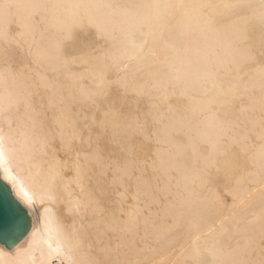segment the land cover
I'll list each match as a JSON object with an SVG mask.
<instances>
[{"label":"snow or ice","instance_id":"obj_1","mask_svg":"<svg viewBox=\"0 0 264 264\" xmlns=\"http://www.w3.org/2000/svg\"><path fill=\"white\" fill-rule=\"evenodd\" d=\"M14 9L28 10L20 18V27L29 35L35 36L39 22L56 31L53 54L56 59L60 57L62 46L76 39L77 31L85 27V22L97 31H105L109 10L119 9L126 20V27L122 29L121 46L110 58L113 64L126 61L123 79H141L144 83L140 87L149 91L153 86L166 90L190 81L201 66L199 48L194 55L191 45L203 43L204 78L210 79L213 87L210 91L205 89L206 98L202 103L209 111L225 109L223 114L215 112L212 129L202 134L211 149L204 157L203 165L193 170L191 182L181 185L177 181L174 194L170 192L171 186L164 189L167 198L160 196L158 185L154 187L142 176L133 177L134 170L130 171L127 165L116 162L112 183L134 178L136 198L139 200L142 197L144 206L129 214L126 220H108L104 187L100 180L96 181L95 187L91 183L95 175L92 164L101 165L103 161L100 133L95 135V149L83 156L71 143L65 149L68 160L52 155L55 138L44 121L33 114L34 93L30 86H20L5 49L4 62L8 67L0 72V160L14 162L19 173L26 174L25 179L37 191H57L60 185L67 187L72 182L80 185L81 200L76 212L82 217L89 214L96 217L101 227L97 236L107 237L109 241L107 247L100 249L105 254V258L101 259L87 232L77 230L74 223L61 227L58 230L60 245L57 251L66 253L67 264H132L108 257L113 251L119 253L125 241L127 247L135 246L139 250L144 238L141 241L135 238L141 227L146 238L149 230H155L158 223L179 220L184 222L189 232L195 233L190 264H264V0H147L124 4L108 0H36L32 3L5 0L0 3V17L3 18L6 40ZM207 10L219 12L228 20V27L235 30L236 38L226 46L224 61L220 60L215 50H209L207 40L191 28L192 21H198ZM178 14L180 22L173 24ZM137 35L142 38L139 42ZM213 56L216 57L215 62ZM222 63L223 74L220 69ZM249 65L256 71L242 74L245 66ZM101 80L103 83V76ZM51 87L55 90V85ZM105 126L102 121L101 129ZM117 127L113 126L114 135L117 134ZM85 131L88 149H93L92 126L85 125L79 134L83 136ZM72 134L77 135L75 131ZM165 134H168L167 126ZM253 136L258 138V143H250ZM233 142L242 146L243 156L229 155ZM212 169L217 173L224 171L230 204L217 199L210 205L200 198L198 188L211 180ZM177 170L163 158L154 169L161 175H170ZM8 178L15 185L16 179ZM86 183L89 185L87 191L84 188ZM24 196L27 194L24 193ZM26 202L33 203L30 198ZM212 215L218 218V229H208L203 233L214 234V243L209 247L207 242L201 245L199 241L201 227ZM113 239L117 241L114 246L111 244ZM168 239V229L153 233V240L158 244ZM225 240L229 242L227 245L222 243ZM207 256L211 259H206ZM0 264H28V261L23 253H17L13 258H0ZM33 264L36 262L33 261ZM61 264H64L63 260ZM135 264L141 262L136 261Z\"/></svg>","mask_w":264,"mask_h":264},{"label":"bare ground","instance_id":"obj_2","mask_svg":"<svg viewBox=\"0 0 264 264\" xmlns=\"http://www.w3.org/2000/svg\"><path fill=\"white\" fill-rule=\"evenodd\" d=\"M3 2L5 0H0V3ZM8 2L32 3L36 0H8ZM108 2L124 4L147 2V0H108ZM185 2H193V0H185ZM210 2H219V0H210ZM27 11V9L13 10L7 29V40L3 36V18L0 17V72L8 67L4 62V53L7 49L9 53L7 59L12 71L17 74L20 86H30L31 92L34 93L32 96L35 109L33 114L44 121L45 127L55 138L51 154L58 159H69L65 151L69 143L74 149L80 150L81 156L87 151L94 150L95 135L100 133L99 143L102 148L103 161L101 165L92 164L91 167L95 175L91 183L95 187L96 181L100 180L104 187V200L108 210L106 218L116 222L121 219L126 220L129 218V214L144 206L143 198L141 197L139 200L136 198V180L134 178L130 179L133 186L131 191L126 189L125 181L127 179L118 180L115 183H112V180L116 175V162L122 166L127 165L130 171L136 170V173L132 172L133 177L142 176V171L132 160L136 153L132 149L131 142L134 135H141L148 139L142 124L136 120L128 123L120 121L113 112L108 113L107 116H101L99 119L89 112L92 98L105 95L110 85L117 86L128 94L145 96L149 101L150 109L147 113L150 121L157 126L152 131V136L149 137L155 148L153 159L149 163L152 179L148 181L154 187L159 186L160 196L167 198L164 189L169 186H171L170 192L174 194L177 191V181H180L181 185L191 182L190 178L194 175L193 170L203 165L204 157L211 151L208 143L202 138V134L212 129L215 112L223 114L225 111L223 108H214L209 111L202 103L206 98L205 89L210 91L213 87V82L204 78L205 44L193 43L191 45L194 55L196 49L199 48L201 66L199 72L194 73L190 81L174 87L170 86L166 90H159L153 86L149 91L148 88L140 87L144 83L141 79L135 81L123 79L126 74V61H118L117 64H113L110 58L121 46L122 29L126 27V20L119 9L109 10L105 31H97L87 22L82 30H78L93 31L105 45L95 52L81 49L76 54L70 55L66 53L68 43H65L62 46L59 59L54 58L53 55L57 42V33L54 29L39 22L33 37L20 27V18ZM180 19L178 14L172 23L176 24L180 22ZM37 20L39 21V18ZM228 23L223 15L213 10H207L198 21L191 23V28L207 40V48L219 53L221 61L225 60L226 46L236 38L235 30L229 28ZM204 29H215V31L202 32L201 30ZM140 39L142 38L137 35V42ZM212 60L215 62L216 57L213 56ZM73 66H80V68L74 69ZM223 68L224 64L222 63L220 65L222 74ZM249 71L255 72L256 70L250 65L245 66L242 74ZM83 79H86L88 84H85ZM52 85H55V90L52 89ZM179 104L183 106L179 107ZM102 121L106 125L103 129L100 127ZM85 125L92 126L93 149H88L86 131L83 136L79 134L84 130ZM114 125L118 126L115 135L113 134ZM165 126L168 127V134H165ZM4 127L6 129L7 126L4 125ZM74 131L77 133L75 136L72 134ZM106 138L109 139L111 145L105 143ZM258 142V138L255 136L250 141L252 144ZM123 151L124 156L121 159L119 153ZM232 154L243 156L242 146L239 143H232L229 155ZM74 157L75 152L72 153V159ZM161 158L169 160L178 170L173 171L170 175H161L154 171ZM6 167L7 171H5ZM35 171L33 169V173ZM213 174L208 183L198 188L200 198L210 205L214 204L217 199L222 200L219 192L213 186L212 182L217 177L216 174ZM25 176L26 174L19 173L14 162L0 160V180L8 187L13 199L25 211L30 220L27 234L15 245L7 250L0 244V258H13L17 253H23L28 264H33V261L36 264H41V262L61 264L62 260L64 264H67L66 253L57 251L60 245L58 230L74 223L77 230L89 234L90 240L97 249V255L104 259L105 254L100 249L107 247L109 241L107 237L97 236V232L101 230L100 225L96 222L97 218L91 214L82 217L76 212L81 200L80 185L72 182L67 184V187L60 185L57 191L48 189L37 191L25 179ZM8 177L16 179L15 185L10 182ZM88 187L89 185L86 183L85 191L88 190ZM24 193L27 196H24ZM57 197H62V199L58 200ZM29 198L33 203L26 202ZM162 229L169 230L170 239L165 243L158 244L153 240V233ZM208 229H218L217 216H210L201 227L199 243L204 245L207 242L210 247L214 243V234H203ZM194 235V232H189L185 228L182 220L158 223L155 230H149L146 238L143 227H141L139 235L135 238L138 241L144 238L139 250L135 246L127 247L125 241L122 242L120 252L113 251L108 258L121 262H132V264H135L136 261H140L141 264H190ZM116 243L115 239L111 241L113 246ZM222 243L227 245L229 242L225 240ZM205 258L210 260L211 256Z\"/></svg>","mask_w":264,"mask_h":264},{"label":"rangeland","instance_id":"obj_3","mask_svg":"<svg viewBox=\"0 0 264 264\" xmlns=\"http://www.w3.org/2000/svg\"><path fill=\"white\" fill-rule=\"evenodd\" d=\"M67 43L66 53L70 55L76 54L81 49L95 52L98 48L105 45L102 43L101 38L93 31H77L76 39ZM73 68L79 69L80 66H73ZM83 82L88 84L86 79H83ZM90 104L89 112L99 119L101 116L104 117L107 116L108 113L113 112L120 121H126L128 123L132 120H136L142 124L144 133L148 136V139L143 138L141 135H134L131 143L133 144L132 149L135 151L136 155L133 156L132 160L140 171H142V176L147 180H151L152 172L150 171L149 163L150 160L153 159V150L155 147L149 137L152 136V131H154L157 124L151 122L148 116L147 112L150 109L148 99L145 96L128 94L126 91H122L119 87L110 85L105 95L92 98ZM178 106L180 107L183 105L179 104ZM105 143L111 145L108 138L105 139ZM107 153L109 154V152ZM123 153L124 151L119 153L121 154V159L124 156ZM109 156H111V154H109ZM134 172L136 173L137 171L134 170ZM212 173L217 175L212 182L213 186H215V189L219 192L222 200L226 204H230L231 197L227 195L226 192L229 185L228 181L225 179L224 171L221 170V172L217 173L215 169H213ZM125 185L128 191L133 189L132 181L130 179L125 181Z\"/></svg>","mask_w":264,"mask_h":264},{"label":"water","instance_id":"obj_4","mask_svg":"<svg viewBox=\"0 0 264 264\" xmlns=\"http://www.w3.org/2000/svg\"><path fill=\"white\" fill-rule=\"evenodd\" d=\"M29 228L30 220L25 211L0 180V244L8 250L27 234Z\"/></svg>","mask_w":264,"mask_h":264}]
</instances>
